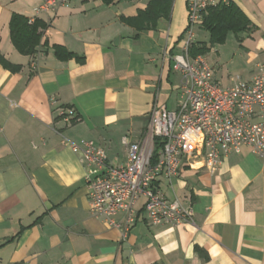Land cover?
I'll list each match as a JSON object with an SVG mask.
<instances>
[{"label": "crops", "instance_id": "1", "mask_svg": "<svg viewBox=\"0 0 264 264\" xmlns=\"http://www.w3.org/2000/svg\"><path fill=\"white\" fill-rule=\"evenodd\" d=\"M232 1L252 28L234 36L229 60L213 48L208 53L225 87L264 65V0ZM40 2L0 0V56L20 68L0 65V264H264V159L247 148L224 159L216 174L195 164L170 184L160 180L169 201L193 209L191 223L150 226L141 211L122 239L89 214L82 160L62 143L92 141L117 159L115 145L126 154L123 140L141 139L169 55L181 47L185 0L138 39L120 21L113 30L94 27L86 4L73 0L35 16ZM13 14L47 24L32 56L11 43ZM53 45L81 61L56 59ZM62 108L78 115L71 126L61 121Z\"/></svg>", "mask_w": 264, "mask_h": 264}, {"label": "built area", "instance_id": "2", "mask_svg": "<svg viewBox=\"0 0 264 264\" xmlns=\"http://www.w3.org/2000/svg\"><path fill=\"white\" fill-rule=\"evenodd\" d=\"M71 0H41L37 16L67 6ZM230 0H185L186 26L179 52L169 55L170 68L178 78L174 111L153 104L148 124L138 142L123 140L126 160L115 164L92 141L73 143L63 139L84 166L89 214L125 239L142 211L150 226L191 223L194 211L179 200L169 201L161 192V179L169 184L183 167L201 164L216 174L230 154L247 148L264 159V65H258L250 80L237 79L222 86L204 56L191 57L208 8ZM33 20V19H31ZM61 121L71 126L78 119L72 108L59 110ZM156 150V151H155ZM122 216V221H117Z\"/></svg>", "mask_w": 264, "mask_h": 264}, {"label": "trees", "instance_id": "3", "mask_svg": "<svg viewBox=\"0 0 264 264\" xmlns=\"http://www.w3.org/2000/svg\"><path fill=\"white\" fill-rule=\"evenodd\" d=\"M113 0H105L110 3ZM173 0H148L143 9H139L134 16L121 17L120 21L134 31L133 39H138L140 33L156 30L160 19H169ZM201 28L209 34L211 48L214 45H221L225 42L228 34H233L236 38L241 33L248 32L252 28V23L244 12L232 1L228 4H221L216 7L208 8L203 14ZM47 29V24L34 18L30 20L22 15L13 14L9 21V36L14 48L22 55L32 56L36 48L40 45L43 31ZM183 35V33H182ZM182 38V36H180ZM179 38V39H180ZM43 45H47L44 42ZM54 56L60 61L76 59L81 61L78 56L69 52L60 45L52 46ZM207 53L205 45L195 42L189 49L191 57L204 56ZM174 53L171 52L170 55ZM170 64V62H169ZM0 65L11 71L20 70L18 66L11 65L0 56ZM171 68L167 72V79L171 74ZM156 151V150H155Z\"/></svg>", "mask_w": 264, "mask_h": 264}, {"label": "rangeland", "instance_id": "4", "mask_svg": "<svg viewBox=\"0 0 264 264\" xmlns=\"http://www.w3.org/2000/svg\"><path fill=\"white\" fill-rule=\"evenodd\" d=\"M176 0H173V2ZM148 0H113L110 3H106L105 0H73V4L76 6L85 5V11L90 12L91 15H88L91 18V25L96 28L101 27L105 29L106 24L109 25L105 30H113L119 24L121 17H130L134 15L139 9H143L146 7ZM98 14V15H97ZM98 17L99 19H94ZM121 22V21H120ZM194 40L196 42H201L205 45L207 49V53L204 55L207 62L210 64L212 61V53L209 51L213 48L220 52L221 58L223 60H229L233 55L234 48L238 47L234 43V35L229 34L225 42L221 45H214L211 48V43L209 40V34L203 30L202 28H197L194 30ZM235 46V47H234ZM221 48V49H220ZM165 76H162L160 79L159 87L157 89V98L159 99V104H165L167 110L174 111L175 105L177 101V91L176 87L178 85V78L174 74H170L169 82L166 80ZM144 133H142L143 136ZM115 156L117 159H111L115 164H123L126 160V154L123 150L122 146L115 145Z\"/></svg>", "mask_w": 264, "mask_h": 264}, {"label": "water", "instance_id": "5", "mask_svg": "<svg viewBox=\"0 0 264 264\" xmlns=\"http://www.w3.org/2000/svg\"><path fill=\"white\" fill-rule=\"evenodd\" d=\"M117 40H118V38H117ZM116 45V44H115Z\"/></svg>", "mask_w": 264, "mask_h": 264}]
</instances>
